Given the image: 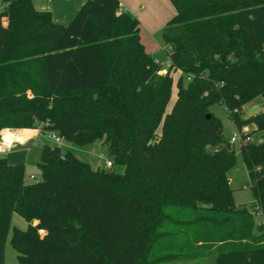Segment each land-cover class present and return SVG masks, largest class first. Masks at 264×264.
I'll return each mask as SVG.
<instances>
[{"label":"trees","instance_id":"16d2710c","mask_svg":"<svg viewBox=\"0 0 264 264\" xmlns=\"http://www.w3.org/2000/svg\"><path fill=\"white\" fill-rule=\"evenodd\" d=\"M5 1L0 131L101 139L112 161L93 169L42 144L40 179L27 183L24 164L0 155V264L13 213L28 222L11 227L17 264H264V232H253L254 214L264 219V140L239 143L254 199L235 205L234 143L211 111L221 104L238 130H264V108L241 116L264 96V0H169L164 74L119 0H85L66 24L33 0Z\"/></svg>","mask_w":264,"mask_h":264},{"label":"rangeland","instance_id":"374dc122","mask_svg":"<svg viewBox=\"0 0 264 264\" xmlns=\"http://www.w3.org/2000/svg\"><path fill=\"white\" fill-rule=\"evenodd\" d=\"M142 40L145 42L143 38ZM153 41L158 46V52L156 53V58H158V60L161 62L163 67L169 65L170 64V61L168 58L169 49L163 43L161 31L155 34V39ZM161 73L164 74L163 72ZM171 75L173 78V84H172L171 96L166 105V112H169L171 110L173 103L176 99L177 79L180 76V71L172 70ZM253 106H257L260 110L263 109L264 106H263L262 97H258L254 99L253 101L244 105L241 111V116L246 117L249 114L248 113L249 109ZM211 111L217 117L221 119L223 123L222 133L225 138H229L233 132L238 130L235 124L233 123V121L230 119L229 113L223 105L214 104L213 106H211ZM248 130L250 132V136H249L250 140L255 141V142L264 140V130H256L254 124H249L247 126L242 127V130H240L241 135L243 131H248ZM157 132L160 133V127H158ZM60 143L62 145L70 144V142H67L64 140H62ZM94 144L95 145L93 146L95 147L92 149H91V145L86 144L88 145L86 148L90 149V153L93 156L91 165L93 166V168L96 167V169L97 168H110L106 166L105 164L106 160L112 161V156H110L108 153L107 144L101 139H97L96 143ZM58 145L61 146L60 144ZM77 146H84V145H77ZM234 148H235V154H236V163L227 172V176L229 178V184L233 191V200H234L235 205L249 204L254 199L253 192L251 190V180L248 176L247 171L244 168L243 159L239 151V142L234 143ZM40 149L41 147L38 144L31 143L30 152L28 154V165L25 168L27 172V175H25V181L27 183L34 182L40 179V172L36 165L39 159ZM113 169L117 173H122L124 170V166L121 164H114ZM30 174L33 176V178L29 177ZM256 214H254L253 216L254 224L256 223L255 220H257ZM27 225H28V222L24 218L19 216L17 213L12 214L11 227L16 226L20 229H25ZM11 227H10V230L8 232L7 238L4 243V256H5V262L7 264H17L18 262L17 253L10 244V236H11V229H12ZM262 232H264V227H260V225L258 224L257 228H255L254 234H260ZM198 262L199 261L196 262L195 260L193 261L192 259H180V260H174V261L159 260L155 264H202Z\"/></svg>","mask_w":264,"mask_h":264},{"label":"crops","instance_id":"0c3cea01","mask_svg":"<svg viewBox=\"0 0 264 264\" xmlns=\"http://www.w3.org/2000/svg\"><path fill=\"white\" fill-rule=\"evenodd\" d=\"M84 1L85 0H33V3L38 10L51 11L52 18L55 22L66 24L74 16ZM119 2L122 10L130 12L139 20L140 38L145 50L150 53L158 63H161L158 58H156L158 46L153 40L155 39V34L162 31L167 20L174 14V7L171 2L169 0H119ZM8 142H10V144ZM31 143L38 144L40 147L42 144H57L54 139L42 134L39 128H4L0 131V148L4 149L0 152V155H4L10 163H22L26 168L28 165V154L30 152ZM94 143H96V140L88 144L91 145V149L95 147L93 146L95 145ZM58 144L64 149L72 152L79 159L87 162L90 167L93 168L91 165L93 156L90 153V149L86 148L88 145L77 146L74 143H70L69 145ZM93 169H96V167ZM25 175H27L26 170ZM30 176L32 175L30 174L29 177ZM256 219L253 230L254 233L258 224L260 227H264V219L260 214H256ZM32 223H36V220H33ZM41 233H44V231Z\"/></svg>","mask_w":264,"mask_h":264},{"label":"built area","instance_id":"2783aa9c","mask_svg":"<svg viewBox=\"0 0 264 264\" xmlns=\"http://www.w3.org/2000/svg\"><path fill=\"white\" fill-rule=\"evenodd\" d=\"M7 6H8V1L0 0V14H2L6 10ZM0 20H1V23L3 25H5L7 23V17L5 15L1 16ZM168 66L169 65H167L165 67H162L161 72H163V73L167 72ZM242 135H241L240 130H237V131L233 132L232 135L229 137V142L230 143H235V142H239L240 143V142H246V141L250 140L249 137L243 138ZM47 136H49L50 138L54 139L56 143H60V141L62 140V138H60L56 134H47ZM105 164H106V166L110 167L111 166V161L110 160H106ZM30 177L33 178V176H30Z\"/></svg>","mask_w":264,"mask_h":264},{"label":"water","instance_id":"95a60500","mask_svg":"<svg viewBox=\"0 0 264 264\" xmlns=\"http://www.w3.org/2000/svg\"><path fill=\"white\" fill-rule=\"evenodd\" d=\"M262 99H263V101H264V96H262ZM259 110V108L257 107V106H253V107H251L250 109H249V115H251V114H253V113H255V112H257Z\"/></svg>","mask_w":264,"mask_h":264},{"label":"clouds","instance_id":"9594fccd","mask_svg":"<svg viewBox=\"0 0 264 264\" xmlns=\"http://www.w3.org/2000/svg\"><path fill=\"white\" fill-rule=\"evenodd\" d=\"M10 144V142H8ZM4 149L3 148H0V152H2Z\"/></svg>","mask_w":264,"mask_h":264}]
</instances>
